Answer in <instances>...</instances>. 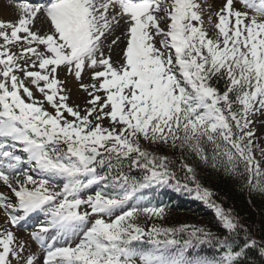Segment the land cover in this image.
Masks as SVG:
<instances>
[{"label":"snow or ice","instance_id":"snow-or-ice-1","mask_svg":"<svg viewBox=\"0 0 264 264\" xmlns=\"http://www.w3.org/2000/svg\"><path fill=\"white\" fill-rule=\"evenodd\" d=\"M69 80L83 107L69 104ZM257 119L264 125V0H212L207 13L201 0H21L16 20H0V183L12 194H0V264H253L254 251L264 264V225L257 239L185 162L264 198ZM142 141L180 152L184 181ZM153 185L210 203L220 234L146 232L137 219L164 208L125 205ZM29 219L40 256L12 230ZM201 244L217 255L187 254Z\"/></svg>","mask_w":264,"mask_h":264},{"label":"trees","instance_id":"trees-1","mask_svg":"<svg viewBox=\"0 0 264 264\" xmlns=\"http://www.w3.org/2000/svg\"><path fill=\"white\" fill-rule=\"evenodd\" d=\"M141 147L157 155H167L173 161V170L176 172L177 178L182 182L184 181V173L180 170V161L184 157L180 152L166 147L149 145L146 141H142ZM185 162L196 168V179L203 188H207L213 193L212 201L226 212L230 211L232 214L238 215L242 223L253 228L254 234L259 239L261 226L264 225V198L255 195L250 196L247 189L242 187L243 181L237 182L204 165H197L192 157H188ZM261 164L264 167V161H261ZM124 171L128 172L126 164ZM128 174L136 180H141L144 175L142 171L137 169H132ZM193 194L194 192L177 191L168 186L153 185L144 189V195L148 196L150 202H153L157 207L164 208L163 214L158 216L157 221L168 229L179 230L183 223L197 216L203 217L208 222L211 228L210 232L220 234L222 225L215 208L210 203L205 202L203 204L191 200ZM175 238L181 241L185 239L183 235L177 232ZM187 254L189 256L204 254L211 257L217 255V251L211 246L203 244L188 249ZM250 258L253 264H261V258L255 251L250 254Z\"/></svg>","mask_w":264,"mask_h":264},{"label":"rangeland","instance_id":"rangeland-1","mask_svg":"<svg viewBox=\"0 0 264 264\" xmlns=\"http://www.w3.org/2000/svg\"><path fill=\"white\" fill-rule=\"evenodd\" d=\"M19 2H21V0H0V20H3V21H14V20H16L17 16H18V3ZM34 2H35V0H34ZM217 2L218 3L222 2V0H217ZM201 3L204 5L206 13L208 11H211L212 0H201ZM242 6L243 5L241 4V7ZM39 21H43L42 18ZM36 23H38V21ZM42 25L43 24H41L40 27ZM43 27L46 28V25H44ZM69 88L71 89L69 104L73 105V106L80 105L81 107H83L84 106V93L82 92V90H80L78 88L77 83L69 80ZM255 125H256V127L254 128V131L257 133V136H259L262 129H264V125H262L261 119H257L255 121ZM254 143L256 145H259V147H256L254 150L255 155L257 156L258 159H260L261 161H264V158L260 157V147H264V143H261L260 140H257ZM19 179L22 180V179H24V177L21 175V176H19ZM100 187H101V185H99V184L93 185L92 188L86 190V193L87 194H93L94 191L99 190ZM56 190L58 191L59 188H57ZM143 190H144V188L137 190V192L133 195L132 200H130L128 202V204L125 205L126 209L129 207L138 206V205L139 206L157 207V206L153 205L151 202H149L147 198H144L142 196V194L144 192ZM0 194H3L5 196H9V197L12 196L10 191L2 183H0ZM191 200L198 201L200 203L202 202L203 204L205 203V201L198 199L195 196V193L192 195ZM5 216H6V212L4 211L3 207L0 206V225H3ZM158 216H160V215H155V216H151V217L141 215L137 219L136 222L142 228H144L146 232L151 231L152 228L168 229L167 227L163 226L160 222L157 221ZM31 222H33V220H31ZM40 223H44V221L41 220ZM181 228H185V229H187V231H191L193 229H204L205 231L211 230L208 222L205 221V219L203 217H197V216L192 217L191 219H189L188 221L183 223ZM12 230L17 234V236L19 237V239L21 241L27 242L30 251L34 250L36 255H39L40 253L45 252V249L42 248L38 242H33L30 238L31 232H29V231L37 230V222H36V226H34L31 229H25L24 227L21 228V226H20V227H15ZM177 233L181 234L185 238H187L186 232L181 233V232L177 231ZM202 245L203 244H201L199 246H202ZM199 256H205V255L200 254ZM207 257H209V256H207Z\"/></svg>","mask_w":264,"mask_h":264},{"label":"bare ground","instance_id":"bare-ground-1","mask_svg":"<svg viewBox=\"0 0 264 264\" xmlns=\"http://www.w3.org/2000/svg\"><path fill=\"white\" fill-rule=\"evenodd\" d=\"M41 24H43V25L41 26V28H44L43 26L46 25V24L43 23V21H38V23H37L38 27H40ZM121 38H122V37H121ZM120 47H123V45H121ZM120 47H116V48H114V51H113V58H114V59H115L116 56L119 54V52H120ZM41 254H42V253H40V254L37 255V256H40Z\"/></svg>","mask_w":264,"mask_h":264}]
</instances>
